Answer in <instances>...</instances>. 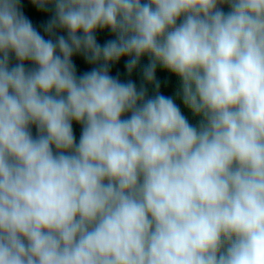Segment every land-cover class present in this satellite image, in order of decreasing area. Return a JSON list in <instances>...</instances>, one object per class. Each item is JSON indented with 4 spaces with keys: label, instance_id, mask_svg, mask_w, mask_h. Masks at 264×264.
<instances>
[{
    "label": "clouds",
    "instance_id": "9594fccd",
    "mask_svg": "<svg viewBox=\"0 0 264 264\" xmlns=\"http://www.w3.org/2000/svg\"><path fill=\"white\" fill-rule=\"evenodd\" d=\"M29 4L0 0V264H264V0Z\"/></svg>",
    "mask_w": 264,
    "mask_h": 264
},
{
    "label": "trees",
    "instance_id": "16d2710c",
    "mask_svg": "<svg viewBox=\"0 0 264 264\" xmlns=\"http://www.w3.org/2000/svg\"><path fill=\"white\" fill-rule=\"evenodd\" d=\"M21 6L22 10L25 12V14L34 22V26L37 24V21L42 22L43 20H46L48 18V14H42L40 16H37L33 11H32V6L29 4V0H21ZM39 30V28H38ZM111 33H109L107 30L104 31H98L97 32V40L99 43H103L107 39H110ZM73 61L77 66V73H81L83 71L89 70V65H87L82 57L79 56H74ZM141 64H146L147 63V58H141L140 61ZM120 70L123 72V59L118 62L116 65H114L110 69V74L115 75L116 71ZM156 76L157 78L161 81V86H160V92L164 95H169V96H174V93L176 89L178 88V83L175 79V77L171 76L169 73L160 70L159 68L156 70ZM125 78V77H122ZM131 78L137 86L140 85L141 83V77L138 71H135L132 73ZM152 93V89L149 88V94ZM174 99L178 103V105L181 107V111L185 114V116L189 119L190 123H195V119L191 116V114L183 108L182 104H180L179 99L174 96ZM33 134H35V128L32 129ZM73 132L74 135L78 138L79 136V126L76 125L75 123L73 124Z\"/></svg>",
    "mask_w": 264,
    "mask_h": 264
}]
</instances>
